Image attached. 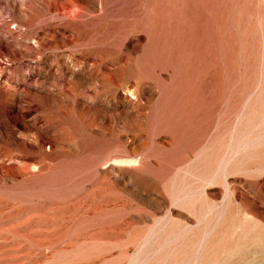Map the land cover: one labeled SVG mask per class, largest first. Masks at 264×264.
Here are the masks:
<instances>
[{
	"label": "rangeland",
	"instance_id": "374dc122",
	"mask_svg": "<svg viewBox=\"0 0 264 264\" xmlns=\"http://www.w3.org/2000/svg\"><path fill=\"white\" fill-rule=\"evenodd\" d=\"M0 264H264V0H0Z\"/></svg>",
	"mask_w": 264,
	"mask_h": 264
}]
</instances>
